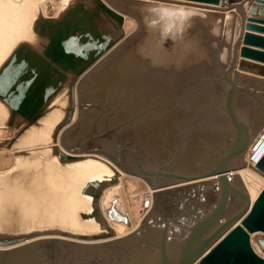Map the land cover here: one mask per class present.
<instances>
[{
    "label": "water",
    "instance_id": "obj_1",
    "mask_svg": "<svg viewBox=\"0 0 264 264\" xmlns=\"http://www.w3.org/2000/svg\"><path fill=\"white\" fill-rule=\"evenodd\" d=\"M43 1L28 26L33 40L7 46L15 24L0 23V126L14 129L0 146L15 156L0 172V264H264L253 244L264 234V185L252 201L232 173L247 165L264 177V155L247 162L264 136V90L238 84H264L241 73L264 77V36L252 33H264V19L244 21L228 0H66L49 16ZM256 12L264 15V0L253 1ZM126 14L136 29L76 99L80 77L126 36ZM53 158L101 160L109 173L73 188L69 171L46 170ZM119 168L153 187L195 182L156 193L142 223L115 237L100 200ZM76 194L88 205L72 209ZM115 205L109 218L127 222ZM76 215L97 227L59 222ZM42 234L106 240L15 245ZM255 242L264 251V236Z\"/></svg>",
    "mask_w": 264,
    "mask_h": 264
},
{
    "label": "bare ground",
    "instance_id": "obj_2",
    "mask_svg": "<svg viewBox=\"0 0 264 264\" xmlns=\"http://www.w3.org/2000/svg\"><path fill=\"white\" fill-rule=\"evenodd\" d=\"M44 1L41 3V11H42V13L45 16H49L51 14L57 15L61 11L63 6L66 4V0H58L62 5L57 0H44ZM35 2H36V0H18V1H16V0H0V23L3 24L4 26H7L8 24L6 23V21L7 20H12V21H14V24H15V26H12V33H13L12 37L9 36L7 38L6 44L11 42L12 39L19 40V39H22L24 36L28 37L30 40H33V38H30L32 35L30 34V32L28 30V26L30 24V20L32 18V14L35 13ZM49 10H51L52 13L49 14ZM9 16H11V18H8ZM130 25H131V23L126 21V30L127 31H128V28L130 27ZM129 33L130 32L128 31L126 33V35L128 36ZM6 44L3 47V49L1 50V52L6 48ZM7 46H8V44H7ZM10 48H11V46L9 45V49ZM102 58L103 57H101L100 59H102ZM97 62H95V65L97 64ZM1 104L2 103L0 102V106H1ZM35 140L36 141H42L43 139H38L37 140V139H35V137H33L28 142H36ZM62 146H63V144H62ZM1 155L2 154H0V156ZM263 155H264V136L259 141V143L256 145V147L253 149V151L250 153V155L247 157V162L249 164H251L253 167H255L256 163L259 161V159ZM9 156H10V154H9ZM7 157H8V155H7ZM7 157H2V158L0 157V162L6 161ZM94 157H99V155H95L94 154ZM9 158H11V156ZM99 158L100 159H104L102 156L99 157ZM10 161H11V159H10ZM33 161H37V160L34 159ZM33 161L30 159L29 161L27 160L26 163L31 164ZM42 163L43 162H41V161L38 162V164H42ZM44 164L46 165L45 166L46 170L49 171V173H52L51 174L52 176H58V178H61V176H59V175H61V173H63V172H66V173L70 172L67 175L69 176L70 179H72V182L74 183L73 186H72L73 188L76 187L77 184L78 185L81 184L82 181L87 180L90 177L101 178V177L107 176L108 173H109V168H108V166L105 163H103L101 160L92 159V158H89L88 160H84V161H78V162H76L74 164H71V165H69V164L66 165L65 164V166H62V164L59 162L58 158H56V159L53 158L49 162H44ZM2 167L4 168V166H2ZM63 167H65V168H63ZM67 171H69V172H67ZM120 171H121V175H120L119 182L117 183V185L118 184L119 185L118 186L117 185H109V186H107L105 188L104 194H103V196H102V198L100 200L104 204L103 205L104 209H105V210H103L104 216L108 220V222H109L110 226L112 227V229L115 231V234H116L115 237H121L123 235H126V234H128L129 231L131 232L134 229V227H136V226H134V227H130V229H127L128 228V226H126L127 223L124 225V223H119V222L115 221L114 219L109 218L107 207L110 206L109 205L110 203L111 204L113 203L111 201H113L115 199V197L117 196L116 195L117 192L115 191V189L119 188V187H122L120 185H122V183L124 182V179H125L124 177H127V176H125L124 171H122V170H120ZM234 172H239V174H240V176H241V178L243 180V183H244V185L246 187V190L250 194V196L252 198V201H253L255 196H256V194H254L255 193L254 190H256L257 187H259L261 183H264V177L257 170H255L251 166H247V165L241 166L238 169L232 170V173H234ZM191 182H195V180L183 181V182H175L174 184L172 182V183H168V184H164V185H159L158 187H160V188H159L158 191H156V190H154L153 188H150V187H149V189L152 192V196H153L156 193H158L159 191L164 190L165 187L168 188V187H171L172 185L177 186V185H182L183 183H191ZM128 183H131V182L129 181ZM140 185H141V183H140ZM52 187H53V189H51V191L53 192V194L54 195H58L59 194V182H58V187H55V186H52ZM113 190L116 193H114ZM22 193L24 194L25 192L23 191ZM65 197L67 199V194L66 195L64 194L63 198H65ZM58 198L61 199V197H56V199H58ZM152 198L149 199L148 202L151 201ZM16 199H17V204L18 205L21 204L19 206H21L22 208H23V206H25V207L26 206L27 207L31 206L30 202L25 203V204L21 203L22 199H23L22 197H20V198L17 197ZM26 200L27 201L30 200V197H26ZM85 203H87V205H88V203H89L88 198L80 197L79 194H76V196L74 195L72 197V201H71L72 209L76 208L78 210L79 209V205L81 206L80 208H83L84 206H86ZM105 204H107V205H105ZM115 204L117 205V206L116 205L115 206L117 208L119 207L118 209H120L121 211H125L126 213H130L129 210L125 209L124 207H120V205H119V203H117V201H116ZM148 207H146V209L144 210V212H143L144 215L146 214V211H147ZM58 218L60 219V217H58ZM143 218H142V220H143ZM62 219L64 221L60 220L59 222L71 223L73 225V227H83V228H87L86 230L97 227L96 222L91 221V220L90 221H83L79 217H77V215L74 216V217L65 216ZM42 220H44V219H42ZM47 221H53V220H47ZM0 223H4V220L2 222L0 220ZM26 224L31 225L30 223H26ZM47 236L48 237H57V238H62V239H73V240L85 241V242H102V241L106 240V239L82 240V239H77V238H71V237L63 236L61 234H49V235L42 234L40 236L32 237V238H30L28 240H25L23 242H20L19 244H15V245L28 243L30 241H34V240L40 239L42 237L46 238ZM253 244H254V247L257 250V252L260 253L261 255H264V251H262L260 249V247L255 243V241H253ZM6 247H12V246H6Z\"/></svg>",
    "mask_w": 264,
    "mask_h": 264
},
{
    "label": "rangeland",
    "instance_id": "obj_3",
    "mask_svg": "<svg viewBox=\"0 0 264 264\" xmlns=\"http://www.w3.org/2000/svg\"><path fill=\"white\" fill-rule=\"evenodd\" d=\"M58 1V0H57ZM110 4L114 5V6H119L118 3L115 1V0H107ZM45 2V1H44ZM59 2V1H58ZM60 3V2H59ZM61 4V3H60ZM62 5V4H61ZM52 13L51 10H49V14ZM53 15V14H51ZM126 21H128L129 23H131L130 27L128 28V31L130 32L128 34V36L126 35L122 40L121 42H119V44L117 46H115L110 52H108L106 55L103 56L102 59L98 60L97 64L93 65L87 72L84 73L83 76L80 77V79L78 80V83H77V93H76V99H78L79 95L81 94V92L83 91V89L85 88V86L87 85V83L91 80V78L99 71V69L101 68V66H103L107 60L115 53V51L122 45V43L130 36V34L136 29L137 27V21L136 19L131 16L130 14H127L126 15ZM133 22V23H132ZM125 27H126V22H125ZM130 29V30H129ZM126 30V33L128 32ZM14 134V129L10 128V127H7V126H0V140H5V139H9L10 137H12ZM60 144L62 145L63 143L60 141ZM63 147L68 149V150H71V151H80V150H75V149H71V148H67L64 144H63ZM14 149H11V148H7L5 146H0V154H2L0 157H7L6 161H3V162H0V172H7L8 170H10L14 163H15V156H14ZM11 158H9L10 156ZM6 155V156H5ZM11 159V161H10ZM9 160V161H8ZM7 162V163H6ZM2 163V164H1ZM5 164V165H4ZM8 164V165H7ZM10 164V165H9ZM7 165V166H6ZM4 166V168L2 167ZM120 169V168H119ZM121 170V169H120ZM123 171V170H122ZM125 176L127 177H124V182L122 183V187H119V188H116L115 192L113 190L114 193H116V197L113 201V203H119L120 207H124L125 209L129 210L130 213H126L125 211H121L120 209V212L122 213H125L127 215V218L128 221L127 222H123V221H117L119 223H124V225L126 224V226H128L127 229H130V227H134V226H138L140 225V223L142 222V218L145 216L143 214L144 210L146 209V207H148L151 203V201L148 202V200L146 199V192L149 190V187L150 188H153L154 190L158 191L160 187L158 186H149V185H146L142 182H139L138 180L130 177L128 174H126L124 172ZM129 178V179H128ZM132 178V179H131ZM128 180V181H127ZM131 182V183H128V182ZM141 183V185H140ZM117 185V184H115ZM119 185V184H118ZM117 185V186H118ZM264 185V183H261L259 187H257L256 190H254V194H257L259 193L260 189L262 188V186ZM134 187V188H133ZM162 187V186H161ZM121 189V190H120ZM142 190V191H141ZM120 193H119V192ZM135 192V193H134ZM255 196V197H256ZM119 199V200H118ZM123 203V204H122ZM103 202H102V207L104 209V206H103ZM107 205V204H105ZM111 205V203L109 204ZM118 205V206H119ZM117 206V205H116ZM110 207V206H109ZM109 207H107V210L109 209ZM119 208V207H118ZM129 208V209H128ZM105 210V209H104ZM134 210V211H133ZM128 211V212H129ZM133 212V213H132ZM131 214V215H130ZM135 214V215H134ZM131 217V218H130ZM141 220V221H140ZM134 227V228H136ZM130 232V231H129ZM128 232V233H129ZM258 235H262L264 236L263 233H258V234H255L253 236V240L255 241V237L258 236ZM256 243V242H255Z\"/></svg>",
    "mask_w": 264,
    "mask_h": 264
},
{
    "label": "crops",
    "instance_id": "obj_4",
    "mask_svg": "<svg viewBox=\"0 0 264 264\" xmlns=\"http://www.w3.org/2000/svg\"><path fill=\"white\" fill-rule=\"evenodd\" d=\"M228 1L231 4H233L235 7L239 6L237 8L242 12V14L244 16V21L246 20L247 17H255L257 19H264V15H261L258 12H256L254 15H251V14L248 13V9L252 5V3H253L254 0H237V1L228 0ZM255 23H257V22H255ZM257 24L264 25V24H261V23H257ZM243 31H246V30L242 29V33H243ZM252 33H255V34H259V35L264 36V33H259V32H256V31H252ZM241 73H244V75H246L248 77H254V78L259 79V80H262V81L264 80V77L263 76H259L257 74H252V73L242 72V71H241ZM246 83H247V80L242 79L240 81V83H238V84L243 85V86H247V87H251V88H254V89H257V90H260V91H263L264 90V84L263 85H261V84H252V85L249 86Z\"/></svg>",
    "mask_w": 264,
    "mask_h": 264
},
{
    "label": "built area",
    "instance_id": "obj_5",
    "mask_svg": "<svg viewBox=\"0 0 264 264\" xmlns=\"http://www.w3.org/2000/svg\"><path fill=\"white\" fill-rule=\"evenodd\" d=\"M152 197H154V195L152 196V192L150 191V189L146 192V199H151Z\"/></svg>",
    "mask_w": 264,
    "mask_h": 264
},
{
    "label": "clouds",
    "instance_id": "obj_6",
    "mask_svg": "<svg viewBox=\"0 0 264 264\" xmlns=\"http://www.w3.org/2000/svg\"><path fill=\"white\" fill-rule=\"evenodd\" d=\"M185 16H187V13H185Z\"/></svg>",
    "mask_w": 264,
    "mask_h": 264
}]
</instances>
